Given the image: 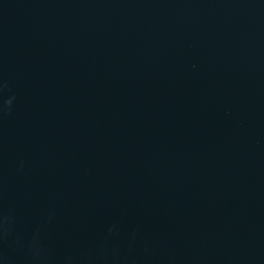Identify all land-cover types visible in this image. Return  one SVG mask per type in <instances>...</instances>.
Masks as SVG:
<instances>
[{
	"label": "water",
	"instance_id": "water-1",
	"mask_svg": "<svg viewBox=\"0 0 264 264\" xmlns=\"http://www.w3.org/2000/svg\"><path fill=\"white\" fill-rule=\"evenodd\" d=\"M0 264H264V0H0Z\"/></svg>",
	"mask_w": 264,
	"mask_h": 264
}]
</instances>
